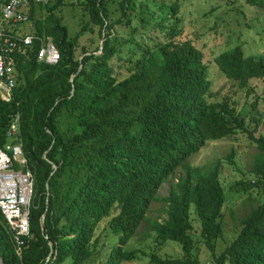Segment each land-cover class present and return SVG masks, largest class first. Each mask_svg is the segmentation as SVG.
<instances>
[{"label": "trees", "instance_id": "obj_1", "mask_svg": "<svg viewBox=\"0 0 264 264\" xmlns=\"http://www.w3.org/2000/svg\"><path fill=\"white\" fill-rule=\"evenodd\" d=\"M3 0H0V3ZM132 0H120L119 19L108 18L104 0H83L89 21L105 31L101 51L75 55L79 33L68 36L55 10L63 0H47L46 13L29 18L36 36L48 38L59 50L50 65L37 60L39 42L15 48L16 83L9 102L0 99V147L12 117L18 114L19 139L34 176L29 212V236L19 247L0 211V256L4 264H85L93 251L94 226L112 208L109 220L117 236L103 264H120L136 257L124 246L145 218L158 187L177 168L183 176L165 197L167 219L153 222L160 242L179 243L182 257L150 256L155 264H198L193 255L190 210L200 221V235L213 250L221 232L218 218L225 201L219 180L221 161L207 169L187 158L207 141L232 136L243 129L244 115L227 100L208 101L211 81L202 51L190 39L180 38L179 1L157 5L159 14L127 36L111 34L114 23L129 25ZM264 9V0H243ZM40 4V3H39ZM40 4V5H41ZM152 27L159 39L153 44L137 39ZM86 27L83 25L81 30ZM128 49V57L119 53ZM218 68L230 80L264 76V56H244L239 46L215 55ZM124 61L127 74L117 78L111 60ZM230 104V105H229ZM245 111V109H244ZM264 152V135L248 131ZM233 153L227 161L233 163ZM255 181L264 192V165ZM237 237L214 264H264V201L242 219Z\"/></svg>", "mask_w": 264, "mask_h": 264}, {"label": "rangeland", "instance_id": "obj_2", "mask_svg": "<svg viewBox=\"0 0 264 264\" xmlns=\"http://www.w3.org/2000/svg\"><path fill=\"white\" fill-rule=\"evenodd\" d=\"M64 4L55 10L62 22L66 25L68 36L77 33L75 55L79 58L85 48L86 54L99 53L105 39L104 29L89 21L88 10L83 0H63ZM170 0H132L133 9L130 13L129 25L116 22L110 28L111 34L127 36L131 27L146 25L141 23L142 17H148L149 22L159 14L157 5ZM179 9L177 15L181 19L182 31L178 37L190 39L203 53V60L207 63L209 79L211 81L210 102L227 100L236 112L244 115L243 129H239L232 136L218 140L207 141L198 151L190 155L187 160L196 166L207 169L211 164L220 160L219 180L225 193V201L218 218L221 232L214 240L213 250L209 249L200 235V221L193 209L191 213L194 240L193 255L197 256L198 264H214L220 253L238 235L242 228V219L249 216L264 201V192L261 185L254 182L263 180L256 170L264 165V152L251 140L248 131L252 130L255 136L264 135V76L248 77L246 81L230 80L218 68L215 55L226 49L239 46L244 56H264V9L251 5L243 0H177ZM120 0H104L108 18L105 24L120 18ZM41 3L34 2V18H42L46 11ZM24 10H29L25 6ZM85 25V29L81 27ZM17 34L33 33L34 25L31 18L27 21L9 26ZM137 39L141 42L153 44L159 39L157 31L152 27L140 31ZM128 57V49L123 48L119 53ZM117 78L124 77L127 72L123 67L124 61L119 64L111 60ZM229 104V105H230ZM245 109V111H244ZM233 153V163L227 161V156ZM183 170L177 167L157 189L156 198L149 204L145 218L136 228L133 236L124 246L125 250H135L136 257L131 260H122L120 264H155L150 256L160 258L182 257L183 252L179 243L168 240L160 242L152 229L153 222H164L167 219L168 203L165 197L170 189L183 176ZM118 211L113 205L108 214L104 215L94 226L92 242L93 253L85 264H103L108 257L117 236L109 227L110 218ZM68 257L63 264H69Z\"/></svg>", "mask_w": 264, "mask_h": 264}, {"label": "built area", "instance_id": "obj_3", "mask_svg": "<svg viewBox=\"0 0 264 264\" xmlns=\"http://www.w3.org/2000/svg\"><path fill=\"white\" fill-rule=\"evenodd\" d=\"M46 2L47 0H33ZM28 0H3L0 3V99L9 102L16 83L13 51L21 45L39 42L37 60L53 65L59 60V50L50 37L34 33L17 34L9 26L29 19L24 10ZM6 141L0 147V211L20 247L29 236V212L34 192V176L28 166L19 139L18 114H15L5 132Z\"/></svg>", "mask_w": 264, "mask_h": 264}, {"label": "water", "instance_id": "obj_4", "mask_svg": "<svg viewBox=\"0 0 264 264\" xmlns=\"http://www.w3.org/2000/svg\"><path fill=\"white\" fill-rule=\"evenodd\" d=\"M0 264H4L1 256H0Z\"/></svg>", "mask_w": 264, "mask_h": 264}]
</instances>
